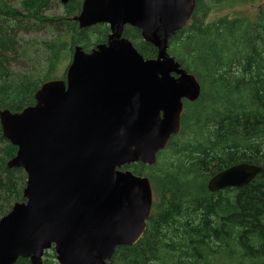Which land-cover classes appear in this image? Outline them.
Wrapping results in <instances>:
<instances>
[{
  "label": "water",
  "instance_id": "obj_1",
  "mask_svg": "<svg viewBox=\"0 0 264 264\" xmlns=\"http://www.w3.org/2000/svg\"><path fill=\"white\" fill-rule=\"evenodd\" d=\"M194 8L195 0H82L73 19L81 28L107 24V41L89 51L76 45L64 79L42 82L18 112L0 110L2 135L16 147L6 166L26 176L23 200L0 217V264H43L49 249L58 264H108L118 246L142 236L152 185L123 168L154 164L180 132L183 100L200 94L196 77L168 53ZM126 25L156 48L154 57L123 36ZM259 170L233 164L207 189L240 187Z\"/></svg>",
  "mask_w": 264,
  "mask_h": 264
},
{
  "label": "trees",
  "instance_id": "obj_2",
  "mask_svg": "<svg viewBox=\"0 0 264 264\" xmlns=\"http://www.w3.org/2000/svg\"><path fill=\"white\" fill-rule=\"evenodd\" d=\"M81 3L0 0V110L33 104L37 88L66 56L71 60L76 45L89 51L107 41V24L81 28L73 19ZM243 3L253 0H195L190 21L169 38L168 53L196 77L200 94L183 102L180 132L154 164L124 166L149 178L154 200L142 236L118 246L108 264H264V5L252 18L218 13ZM25 34L41 37L36 49ZM123 36L143 57L156 55L138 28L126 25ZM32 50L45 62L42 77L13 69ZM15 152L0 126V216L23 200L25 173L6 166ZM241 162L260 167L253 180L207 189L211 176ZM42 263L58 264L53 249Z\"/></svg>",
  "mask_w": 264,
  "mask_h": 264
},
{
  "label": "rangeland",
  "instance_id": "obj_3",
  "mask_svg": "<svg viewBox=\"0 0 264 264\" xmlns=\"http://www.w3.org/2000/svg\"><path fill=\"white\" fill-rule=\"evenodd\" d=\"M259 5H264V0H253V3L236 4L230 7L222 8L221 10H219L218 13L219 14L226 13V14H232V15L239 14L240 16L252 18L254 12L256 11V8ZM60 10H61L60 6L57 5L55 7L54 12H58V11L60 12ZM25 38H27L28 40L27 42L33 44V49H36V43L38 42L37 40H39L41 37L38 34H25ZM26 54H28L27 59L24 57L23 58L21 57V60L18 61L16 64H14L13 69L19 73H24V72L29 73L33 77H36V78L42 77L45 72V62L42 59L36 57L37 53L35 51H33L32 54L30 53H26ZM69 61H70L69 56H68V60L66 56L65 59H63L62 62H60L57 65L55 71L52 74L53 79H61L63 77L64 75L63 73L64 71H66ZM153 200H154V197H153ZM50 250L51 249L46 250V251H50Z\"/></svg>",
  "mask_w": 264,
  "mask_h": 264
},
{
  "label": "flooded vegetation",
  "instance_id": "obj_4",
  "mask_svg": "<svg viewBox=\"0 0 264 264\" xmlns=\"http://www.w3.org/2000/svg\"><path fill=\"white\" fill-rule=\"evenodd\" d=\"M98 44H100V43H98ZM96 45H97V44H96ZM91 49H92V48H91ZM65 72H66V71H64V73H63L64 75H63V77H62L61 79H64V77H65ZM185 100H186V99H184L183 102H184Z\"/></svg>",
  "mask_w": 264,
  "mask_h": 264
}]
</instances>
